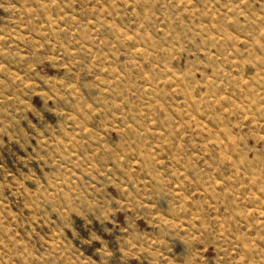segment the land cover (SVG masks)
I'll list each match as a JSON object with an SVG mask.
<instances>
[{"label": "rangeland", "instance_id": "obj_1", "mask_svg": "<svg viewBox=\"0 0 264 264\" xmlns=\"http://www.w3.org/2000/svg\"><path fill=\"white\" fill-rule=\"evenodd\" d=\"M0 264H264V0H0Z\"/></svg>", "mask_w": 264, "mask_h": 264}]
</instances>
